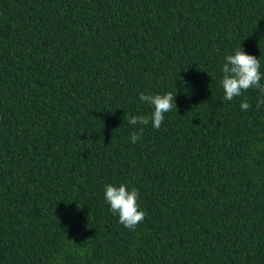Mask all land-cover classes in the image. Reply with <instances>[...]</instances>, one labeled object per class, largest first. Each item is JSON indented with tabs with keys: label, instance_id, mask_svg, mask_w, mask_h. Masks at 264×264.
<instances>
[{
	"label": "trees",
	"instance_id": "trees-1",
	"mask_svg": "<svg viewBox=\"0 0 264 264\" xmlns=\"http://www.w3.org/2000/svg\"><path fill=\"white\" fill-rule=\"evenodd\" d=\"M240 46L264 85V0H0V264H264V93L221 85ZM169 92L159 129L128 123Z\"/></svg>",
	"mask_w": 264,
	"mask_h": 264
},
{
	"label": "clouds",
	"instance_id": "clouds-1",
	"mask_svg": "<svg viewBox=\"0 0 264 264\" xmlns=\"http://www.w3.org/2000/svg\"><path fill=\"white\" fill-rule=\"evenodd\" d=\"M222 80L221 85L224 91V99L232 101L235 97H239L242 93L251 88L259 89L264 93V85L261 84L260 61L255 56L247 54L241 46L235 50L234 54L225 56V62L222 65ZM175 96L173 93L146 95L140 93L139 99L143 103H147L152 112L150 116H131L128 118V123L132 126H145L152 124L154 129H159L164 122L165 114L176 108L174 103ZM264 104L262 97L257 105ZM242 111H247L250 108L249 103L242 102L240 105ZM143 131V127L140 128ZM138 132L133 131L130 134V142L135 143L140 139ZM138 190H131L124 184L118 187L108 184L104 188V199L114 215H118V222L125 228L135 231L138 224L145 219L146 213L140 210L138 204Z\"/></svg>",
	"mask_w": 264,
	"mask_h": 264
}]
</instances>
